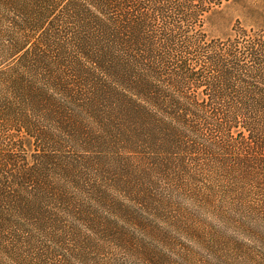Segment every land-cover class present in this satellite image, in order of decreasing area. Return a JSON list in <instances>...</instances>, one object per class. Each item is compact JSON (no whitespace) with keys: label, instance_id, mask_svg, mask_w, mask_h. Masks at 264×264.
I'll use <instances>...</instances> for the list:
<instances>
[{"label":"trees","instance_id":"trees-1","mask_svg":"<svg viewBox=\"0 0 264 264\" xmlns=\"http://www.w3.org/2000/svg\"><path fill=\"white\" fill-rule=\"evenodd\" d=\"M241 1L0 0V264H180L264 220Z\"/></svg>","mask_w":264,"mask_h":264},{"label":"rangeland","instance_id":"rangeland-1","mask_svg":"<svg viewBox=\"0 0 264 264\" xmlns=\"http://www.w3.org/2000/svg\"><path fill=\"white\" fill-rule=\"evenodd\" d=\"M253 4L264 6V0H243L230 4L225 9L229 21L226 25H232L238 19L243 6ZM235 219L238 220L237 217ZM227 225L223 227L226 232L228 230V240L216 244L213 250L203 245L202 249L188 245V249L192 247V258H185L180 264H264V220L250 216L239 226L230 222Z\"/></svg>","mask_w":264,"mask_h":264}]
</instances>
